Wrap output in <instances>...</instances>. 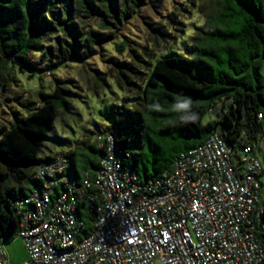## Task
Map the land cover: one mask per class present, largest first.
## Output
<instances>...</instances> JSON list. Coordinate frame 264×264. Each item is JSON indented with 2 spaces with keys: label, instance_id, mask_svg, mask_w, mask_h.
Here are the masks:
<instances>
[{
  "label": "trees",
  "instance_id": "obj_1",
  "mask_svg": "<svg viewBox=\"0 0 264 264\" xmlns=\"http://www.w3.org/2000/svg\"><path fill=\"white\" fill-rule=\"evenodd\" d=\"M145 1L0 0V95L16 84V68L33 75L37 68L31 64V53L54 54L57 64L64 59L82 61L96 46L114 39L118 26ZM197 9L203 20L183 42L180 53L151 62L146 47L133 48L130 40L115 46L117 51L130 47L127 59L112 63L111 78L133 103L110 105L104 128L94 129L115 134L123 164L141 181L170 171L180 153L202 144L217 128L232 143L242 133L252 142L261 137L264 0H198ZM87 19H95L107 33L86 26ZM155 29L153 43L169 36ZM94 80L99 87L104 83L97 76ZM73 96L55 85L51 91L38 92L37 101L22 102L24 112L14 111L9 123L0 125V237L4 242L16 236L20 219L11 200L28 195L39 183L33 178L38 163L63 154L67 160L63 173L81 184L86 172L90 186L84 192L95 191L93 178L104 149L97 146L94 130H84L66 150L43 152L54 122L71 112ZM225 101L229 103L220 118L204 121L210 108ZM79 214L81 232L87 234L95 215L85 210L83 201ZM258 264H264V259Z\"/></svg>",
  "mask_w": 264,
  "mask_h": 264
},
{
  "label": "built area",
  "instance_id": "obj_2",
  "mask_svg": "<svg viewBox=\"0 0 264 264\" xmlns=\"http://www.w3.org/2000/svg\"><path fill=\"white\" fill-rule=\"evenodd\" d=\"M213 108V107H212ZM210 108L209 111L212 109ZM208 111V112H209ZM261 119V113L257 114ZM105 124L101 125L100 130ZM94 130L104 149L93 178L63 173V154L38 163L39 183L11 200L23 264H258L264 259V163L242 133L228 142L220 129L180 153L170 171L141 181L122 162L115 134ZM95 215L80 237V202ZM0 264H8L0 237Z\"/></svg>",
  "mask_w": 264,
  "mask_h": 264
},
{
  "label": "rangeland",
  "instance_id": "obj_3",
  "mask_svg": "<svg viewBox=\"0 0 264 264\" xmlns=\"http://www.w3.org/2000/svg\"><path fill=\"white\" fill-rule=\"evenodd\" d=\"M197 4L198 0H146L131 17L118 26L114 39L96 46L95 51L82 61L64 59L57 64L54 54L48 55L42 50L31 53V64L37 68L33 75L30 72H20L16 68L14 72L16 84L8 87L0 95V125H7L14 111L24 112L22 102L37 101L38 92L51 91L55 85L63 86L74 94L71 112L60 116L54 122L45 140L43 152L50 155L66 150L82 137L84 130L94 129V126L107 122L104 113L110 105L133 103L130 95L117 88L111 78L112 63L127 59L130 48L117 51L116 44L130 40L128 44L133 48L146 47L151 62L167 54L180 53L183 42L189 40L195 27L203 20ZM85 23L86 26L107 33V30L97 26L95 19H87ZM155 28L169 34L159 44L152 42L154 35L158 34ZM262 73L264 74V66ZM94 76L104 79L101 87L95 82ZM228 103V101L217 103L205 114L204 121L220 118ZM261 137L264 139V119ZM258 156L264 163V143ZM87 225H90L89 220ZM85 235L82 231L80 237ZM4 250L8 264H23L27 259L24 242L17 236L4 242Z\"/></svg>",
  "mask_w": 264,
  "mask_h": 264
}]
</instances>
